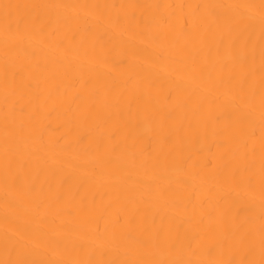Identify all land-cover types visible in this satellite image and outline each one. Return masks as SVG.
Returning a JSON list of instances; mask_svg holds the SVG:
<instances>
[{"label":"bare ground","instance_id":"6f19581e","mask_svg":"<svg viewBox=\"0 0 264 264\" xmlns=\"http://www.w3.org/2000/svg\"><path fill=\"white\" fill-rule=\"evenodd\" d=\"M0 264H264V0H0Z\"/></svg>","mask_w":264,"mask_h":264}]
</instances>
